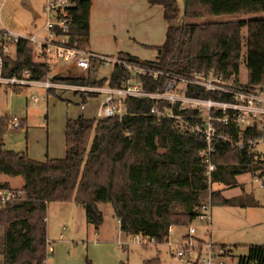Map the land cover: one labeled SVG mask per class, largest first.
<instances>
[{"label": "trees", "instance_id": "16d2710c", "mask_svg": "<svg viewBox=\"0 0 264 264\" xmlns=\"http://www.w3.org/2000/svg\"><path fill=\"white\" fill-rule=\"evenodd\" d=\"M148 2L163 6L169 23L166 41L155 47L157 59H141L127 52L118 53V58L181 75L213 70L234 80L239 87L264 89V18L210 20L215 16L264 12V0H189L183 26L176 0ZM91 6L92 0H75L71 9V37L83 47L89 40ZM0 55L3 76H20L30 69L31 76L38 80L51 74L56 82L115 88L133 79L131 72L118 63L113 64L109 78L98 79L96 74L102 65L98 59H92L87 70L70 67L53 75L47 63L34 60L33 46L27 40L16 44L14 59L1 45ZM243 62L248 69L247 82L240 79ZM134 80L144 89L156 91L164 87L166 78L155 80L151 75H138ZM190 87L192 95L220 98L218 93H209L199 86ZM82 95L85 101L87 96L97 94ZM154 104L151 98L127 97L123 114L68 118L65 157L46 160L5 149L9 122L6 115L0 117V175L21 177L20 188L24 192L0 205V264H46L51 243L47 210L53 202L83 207L87 222L97 230L105 222L100 206L109 203L125 234L141 235L157 244L169 240L172 225L192 224L209 201L211 205L257 206L243 196L225 197L213 189V184L236 187L237 177L244 173L264 177V152L249 144L264 136L257 125L241 132L232 122H216L219 131L234 140L242 136L245 146L240 149L228 141L216 140L212 155L215 169L209 177L200 156L206 147L205 139L183 130L174 119H159L152 112ZM177 113L194 123L202 121L200 111ZM214 115L221 116L222 111ZM1 188L14 187L0 180ZM220 246L225 249V256L230 255V248ZM238 264H264V244L250 245L248 254Z\"/></svg>", "mask_w": 264, "mask_h": 264}, {"label": "rangeland", "instance_id": "374dc122", "mask_svg": "<svg viewBox=\"0 0 264 264\" xmlns=\"http://www.w3.org/2000/svg\"><path fill=\"white\" fill-rule=\"evenodd\" d=\"M43 1L0 0V19L9 28L16 30L17 28L27 27L28 30H32V24L36 18L30 12L32 11L31 8L35 9V13L39 16H37L36 21L41 24ZM139 11L142 13L141 17L136 16V12H129L120 16V13L114 9L108 14L110 18L108 22L105 19H99L90 39V49H96L103 55L114 54L110 51L118 47V39L123 49H130L132 44L125 45V43L129 42V30L134 27L135 29L143 28L142 33H145V40L147 39L146 36H150L149 42L156 40L163 42L166 24L161 7L148 5V7ZM105 15L103 14V16ZM241 18H264V12L235 16H215L210 20L222 21ZM197 21L206 20L198 19ZM246 32L247 28H244L243 33L246 34ZM134 43L136 44V48L133 49L134 52L144 58H156V48L154 46ZM85 47L89 50L88 41ZM9 49L14 55L15 45L10 44ZM33 50L36 55L40 51L37 43L33 45ZM243 53L246 54V45L243 48ZM59 64L56 69L60 72L70 69L69 66H61V62ZM1 70L0 66V76L2 75ZM76 70L80 73L78 69ZM112 70L113 63L102 64L96 77L98 79L109 78ZM240 79L242 82L248 81V69L244 62L241 64ZM39 80L45 81L46 77ZM82 94L84 93L69 90L66 87H62L55 92H48V89L40 84L15 88L0 83V117L6 115L9 122V128L4 136L5 149L26 152L29 156L38 160H44L47 156L65 157V125L67 118H74L80 114L87 118L97 117V113L106 97V94L100 93L95 96H87L84 101ZM124 112V106L122 105L119 114ZM13 116L22 119L23 124L19 128L10 125V119ZM255 147L257 150L264 152V142L256 144ZM0 179L8 181L14 188H19L23 184V179L19 176L0 175ZM237 180L239 184L236 187L213 184V189L220 190L225 197L243 196L246 200L254 201L257 206L242 208L220 204L211 205L210 220L201 221L197 218L189 226H175L170 233V242L160 244L155 241L145 243V237L138 241L136 236L127 235L124 232L116 236L111 244L94 243L89 238L91 229L94 226L87 222L83 207L77 206L75 203H50L47 210V223L50 219L51 230H53L52 233L56 238H51L49 234L53 252L48 258V262L54 264L55 256L62 261L71 256L74 257L72 264H194V258L196 257L194 251L190 249L192 258L179 257L177 251L180 248L176 245L177 242L182 241L181 236L187 234L188 228L193 227L196 229L194 236L213 244L214 261L221 260L226 264H238L239 259L248 254L250 245L264 244V177L244 173L239 175ZM100 207L105 217L103 230L106 227V233H108V230L113 231L116 229L117 234V231L120 230L119 222L114 215L111 204L104 203ZM63 226L67 229L64 234L70 233L75 240L85 238L84 244L80 243L77 246L74 242H69L64 243L63 246L57 242L58 233L63 231ZM220 245L230 248V255L220 256ZM203 250V254H205V247Z\"/></svg>", "mask_w": 264, "mask_h": 264}, {"label": "built area", "instance_id": "2783aa9c", "mask_svg": "<svg viewBox=\"0 0 264 264\" xmlns=\"http://www.w3.org/2000/svg\"><path fill=\"white\" fill-rule=\"evenodd\" d=\"M75 0H46L44 7L45 24L37 32H21L7 27L0 19V45L7 52L8 45H16L21 40H27L30 45L38 44L40 51L33 56L35 61L44 62L49 65L51 72L61 62V66H69L87 70L90 68L92 59L102 61V64L118 63L131 72L132 78L123 87L110 86H88L79 84H70L56 82L51 79V74L46 76L45 81L34 79L30 69H25L22 75L0 76V83L21 88L23 86L40 84L47 89H61L66 87L69 90L78 91L89 95L90 93L106 94L105 100L97 113L98 118L114 116L119 113L127 97L151 98L155 101L152 112L159 119H174L177 124L185 131H191L203 137L206 141V147L200 151V156L207 165V174L211 177L215 169L212 160L214 152V142L216 140H225L234 146L243 149L245 141L242 136L234 140L230 135L219 131L216 124L220 121L223 124L234 123L241 132L248 128H257L264 132V89H245L235 85L234 80L227 79L213 70L207 73H193L192 75H181L166 70L155 69L140 63L126 61L118 57L103 55L93 52L79 46L72 40V7ZM0 66L3 67V57L0 55ZM151 75L155 80L165 77L164 87H159L156 91H149L143 88L139 81L134 80L136 76ZM199 86L209 93H218L220 98L215 99L211 96L203 97L190 94V86ZM83 107V105H82ZM196 110L200 111L202 121L192 122L182 117L177 111ZM222 111L221 116L214 115L215 112ZM22 119L13 116L10 119V125L19 128ZM264 142V136L257 140H250L251 146H256ZM211 188V187H210ZM24 195L23 190L19 188H1L0 205L8 201L17 199ZM201 221L211 219V201L202 206V212L197 217ZM174 225L170 227V233L174 230ZM196 229L188 228V232L182 235V241L177 242V251L179 257H191L190 249L194 251L196 257L194 261L198 264H226L224 261H214V246L211 242L194 236ZM140 241L141 235H135ZM145 243L150 240L145 237ZM167 242H170V237ZM205 247V254L203 248ZM53 252L52 241L48 245L49 257ZM225 249H220V256H225ZM46 264H50L47 262Z\"/></svg>", "mask_w": 264, "mask_h": 264}, {"label": "crops", "instance_id": "0c3cea01", "mask_svg": "<svg viewBox=\"0 0 264 264\" xmlns=\"http://www.w3.org/2000/svg\"><path fill=\"white\" fill-rule=\"evenodd\" d=\"M45 4H46V0L43 1V15H42V23L41 24H38V22L36 21L39 16L37 15V13H35V9L34 8H31V10L33 12L32 11H30V12L33 14L34 18H36L33 21V24H32L33 29L32 30L31 29L28 30L27 27H25L23 29L17 28L16 30L21 31V32H37V31H39L44 26L45 20H46V18H45V12H44ZM115 4H117V5H115ZM148 5L149 6H159L162 9L163 19L165 20L164 22L166 24V30H165V33H164V41L161 42V41L156 40L154 42H149L150 41V36H146L147 39L145 40V33H142V29L143 28H137V29H135V27H134L132 30H129V38H130L129 39V42H126L125 43V45H129V43L132 44L130 46V49H123V47L120 46V40L118 39L117 40L118 47L115 50H111L110 52L111 53H114V54H111L114 57H118V56H115V55L118 54V53H120V52H127V53H130V54L136 55V56H138L141 59L156 60L157 59V50H156V56H155L156 58H153V59L144 58L143 56H140V54H138V53H136V52L133 51V49L136 48V44L134 42L141 43L144 46H154V47H156V46H159V45L164 44V42L166 41V34H167V29H168L169 23H167L168 21L166 20V17H165L164 8L161 5H151L148 2V0H92V6H91V11H90V30H89L90 33H89L88 47H89V44H90V39L93 36L94 29H95L97 23L99 22V19H105L108 22L110 20V18L108 17V14L111 11H113L114 9H116L120 13V16L122 14H125V13L136 12L137 13L136 16L141 17L142 16V13L139 10L148 7ZM103 14H106V15L103 16ZM9 45H8L7 53H8V55L11 58L14 59L16 57V45H15V54L14 55L11 53V51L9 49ZM86 45H87V43H86ZM83 48L86 49V47H83ZM88 49L90 51H93V52H98V50H96V49L95 50L90 49V47ZM33 58H34V56H33ZM59 68H60V66H59ZM57 73H60V71H58V69H55L53 71V75L54 74H57ZM58 90L59 89H57L55 91H58ZM80 115H83V114H80ZM68 118H67V120H68ZM74 118H76V117H74ZM22 123H23V121H22ZM65 127H66V125H65ZM48 157L49 156H47V158ZM46 159H44V160H46ZM0 180H2V179H0ZM2 181H4V180H2ZM49 206H50V204H49ZM77 206H79V205H77ZM67 208L69 209L70 207H67ZM72 208H74V207H72ZM47 221H48V218H47ZM118 222H119V220H118ZM88 228H90V227H88ZM119 228H120V230H119V232L117 231V234H116V229H114L113 231L108 230L109 232L106 233L107 229L105 227L104 230H103V225L98 230L95 227H93L91 229L92 230L91 231V234H89V235H91V236H89V238H91L92 239L91 241H93L94 243H97L98 242L97 244L102 243V242L104 244H111L113 242V239H115L116 236H119L121 234V232H123L121 230L120 222H119ZM62 230L63 231L61 233H58L59 236L57 237V242L61 243L63 246L65 245L64 243H69V242H74L77 246H79L80 243L81 244H84L85 238L75 240L73 238V236H71L70 233H65L66 235L64 234V231L67 230L65 226H63V229ZM47 232H48V239L49 240H51L50 239V235H51V238H56V236L54 235V233H52L53 230H51V220L50 219H49V223H47ZM73 260H74V257H71V256L68 257L64 261L59 260L58 257L55 256L54 264H72V261Z\"/></svg>", "mask_w": 264, "mask_h": 264}, {"label": "water", "instance_id": "95a60500", "mask_svg": "<svg viewBox=\"0 0 264 264\" xmlns=\"http://www.w3.org/2000/svg\"><path fill=\"white\" fill-rule=\"evenodd\" d=\"M180 11V23L183 26L187 17L188 2L189 0H176Z\"/></svg>", "mask_w": 264, "mask_h": 264}, {"label": "bare ground", "instance_id": "6f19581e", "mask_svg": "<svg viewBox=\"0 0 264 264\" xmlns=\"http://www.w3.org/2000/svg\"><path fill=\"white\" fill-rule=\"evenodd\" d=\"M94 65V64H93Z\"/></svg>", "mask_w": 264, "mask_h": 264}]
</instances>
